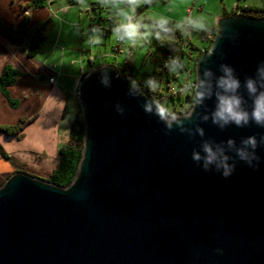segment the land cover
<instances>
[{
  "label": "water",
  "instance_id": "1",
  "mask_svg": "<svg viewBox=\"0 0 264 264\" xmlns=\"http://www.w3.org/2000/svg\"><path fill=\"white\" fill-rule=\"evenodd\" d=\"M213 31L192 106L175 120L111 63L82 75L76 177L64 188L16 172L0 185V264H264V126L251 118L264 92V16L228 13ZM225 67L234 92L218 85ZM218 93L240 99L246 124L213 122ZM205 143L217 152L207 167Z\"/></svg>",
  "mask_w": 264,
  "mask_h": 264
},
{
  "label": "crops",
  "instance_id": "2",
  "mask_svg": "<svg viewBox=\"0 0 264 264\" xmlns=\"http://www.w3.org/2000/svg\"><path fill=\"white\" fill-rule=\"evenodd\" d=\"M30 1L0 0V71L6 64L20 70L15 83L6 86L8 96L0 89V184L16 172L36 177L46 172L50 174L56 168L59 162L58 148L70 143L68 132L71 120L68 122V126L67 124L63 125L66 119L67 103L70 99L77 98L75 91L78 88V78L87 72L72 71L73 68H69L76 60L70 56L66 57L68 49L66 43L69 42L72 26L78 25L76 36L78 35L79 40L87 37L91 33L90 31L95 29L90 26L91 22L94 25L99 22L102 27H108L97 20L98 16H93L92 20L90 12L87 11L90 33L84 34L79 17L76 21V18L74 21L70 20L75 15L72 9L73 4H69L67 0H51L52 10L47 3L48 0L44 1L43 6L35 8L28 5ZM89 1L102 2V0ZM239 2L236 1L232 7L237 12L244 6L261 7L260 4H248V2L241 4ZM123 4L125 5V3ZM116 11L114 9V12ZM226 13L233 12H228L226 8H223L216 18H220ZM22 14L29 18V26L23 35L13 39L10 37V33L15 32L14 29L18 26ZM65 16L70 19H66ZM114 17L115 15H112L108 20H105L110 23L112 28L114 24H119ZM40 26H43L41 35L44 37L41 46L44 44L43 48L47 53L40 55V48L37 51L39 53L29 55L27 43L30 42L36 29ZM213 27L212 25L206 32ZM181 28L184 30L183 25ZM111 30L100 35L105 36ZM55 32L56 35H53ZM90 43L92 45L94 41L91 40ZM60 48L63 50L62 53ZM57 50L60 55H57L53 63L49 62L55 57ZM89 52L87 61L90 64L97 55L93 54L91 49ZM101 55H106V53ZM50 76L55 78L54 83L49 81ZM9 99L14 100L15 104H10ZM76 111L77 108L75 113ZM22 119H25L26 122L18 131L7 133L2 128L16 125Z\"/></svg>",
  "mask_w": 264,
  "mask_h": 264
},
{
  "label": "trees",
  "instance_id": "3",
  "mask_svg": "<svg viewBox=\"0 0 264 264\" xmlns=\"http://www.w3.org/2000/svg\"><path fill=\"white\" fill-rule=\"evenodd\" d=\"M45 0H31L30 4H28L31 8L35 7H41L44 5ZM84 0H67L69 4H80ZM89 1V0H87ZM157 0H142L138 5L135 6V11L137 14L143 13L147 7L154 3ZM90 4L92 9H94V12L96 10L100 11V2L98 1H89L87 2V5ZM91 9V10H92ZM241 12H245L246 14L252 15V16H264V7H241ZM87 11H89L87 9ZM107 12V10H104ZM236 9H233V13H236ZM103 11L98 14L97 19L100 20H108L102 17ZM228 14V13H226ZM155 20V19H154ZM154 20H146V19H140L139 24L141 25L140 29L144 31L143 23L145 21H149L150 28L152 29V35L153 40L152 41H144V44L147 45V53L146 57L151 58L153 62L156 64L157 67H159V71L162 74V81L166 83V88L169 89V92L166 93L162 90L155 91L154 88L151 87L150 82L152 78H154L152 75H149L146 71H141L139 67L136 66L135 62L131 61L129 59L130 57L126 54L124 60L121 64H119V72L126 77V79L134 86L138 87L140 89V92L143 93L147 98L154 101L156 104L160 103L163 100H166L170 98L171 100L179 99L180 92L182 91V87H185V89H190L192 92L189 94L187 93L186 96L190 98L191 102H193V91L194 87L189 85L188 87L185 85V82H181L180 80H177L180 76L179 71L185 70L187 75L185 76V79H189L192 76V70L191 68H188L187 62L189 61L191 54L193 53V50H196V56L194 58V64L197 61L198 57L204 52L205 50L210 47V44L212 42V38H204L205 41L209 42L205 46H197L196 44H193L192 41L189 39V37L186 35V32L183 31L181 27H177L172 21H169L165 27L170 28L171 31L165 32L162 28L155 26ZM29 26V18L22 14L20 17V21L18 23V26L14 29L15 32L10 33V37L13 39L18 38L20 35H23L26 32V29ZM90 26L95 27V31H98V33L101 34L104 26L102 27L101 24L98 22L95 23V25L91 22ZM111 25L108 26L110 28ZM41 28L43 26H40L36 29V33L31 38L30 42L27 43L28 50L27 53L29 55H34L37 51L41 48V43L44 40V37L41 35ZM12 29V28H11ZM111 30V29H110ZM205 32H202L201 34H204ZM203 38V36H202ZM120 39V37H119ZM120 42H122V39H120ZM91 61V59H89ZM94 63L91 62L90 66H93ZM156 69V68H155ZM20 70H18L16 67H13L11 65H4L2 68V71H0V89L4 91V93L8 96V92L6 89V86H11L15 83L17 76L19 75ZM134 74L133 78H130V75ZM165 79H164V77ZM196 76V74H195ZM195 76L193 78L194 84H195ZM170 77L174 78L176 80V89L173 87V85L170 83ZM187 92V91H186ZM10 100V99H9ZM10 104L14 105L15 101L10 100ZM192 106V103H191ZM190 106V108H191ZM190 109H179L176 111L175 116L179 115H186L189 112ZM174 116V117H175ZM84 116L81 113V110L78 106L76 114L74 118L71 119L70 125H69V132H68V138L70 143L64 144L61 147L58 148V157L59 162L54 168L49 176L46 178H39L41 180L47 181L50 184H54L56 186L67 188L73 181L74 177H76L77 169H78V163L82 159V144L84 140L83 134L85 133V121ZM26 120L22 119L20 122H18L16 125L10 126V127H2L6 130V132H15L20 129H22L23 125L25 124ZM38 178V177H37ZM1 185V184H0Z\"/></svg>",
  "mask_w": 264,
  "mask_h": 264
},
{
  "label": "rangeland",
  "instance_id": "4",
  "mask_svg": "<svg viewBox=\"0 0 264 264\" xmlns=\"http://www.w3.org/2000/svg\"><path fill=\"white\" fill-rule=\"evenodd\" d=\"M86 1L87 0H84L80 4L72 5L73 13L75 15L72 19L65 16L66 19L68 18L73 21H74V18H76L75 19L76 21L77 18L79 17L81 26L83 27V33L85 34V33L91 32L87 37H83L82 40H79L78 35L76 36V32L79 29V27L78 25L72 26L73 29H71L70 38L68 39L69 42L66 43L67 48H68L66 51V57L68 58L70 56L76 60L74 63H72V67L70 65L69 68H73L72 71H80V70L88 71L91 67H93L94 65L90 66V64L87 61L88 55H90V52H89L90 49L92 50L93 54L97 56L100 55V57L96 56V58H94L93 63L95 65L106 64V63H111L112 65L115 63L121 64L127 54L130 57L129 59L135 62L136 66L139 67L141 71H146L149 75H152L154 77L151 79V81H149L151 87L154 88L155 91L162 90L165 93L167 91L169 92V89L166 88V83L161 80L162 74L159 71V67L156 66V64L153 62L151 58L146 57L147 45L144 44L143 38H145V40L147 41L153 40L152 29L149 26L150 20L159 19L160 17H166L169 21H172L176 26L178 23H180L181 26L182 25L184 26L186 35L189 37L192 43L196 44L197 46L203 47L209 42L205 41L202 38L201 33L206 32L209 28L212 27V25L214 27L216 26V21L218 19L216 17L218 14L221 13L223 8H226L228 12H233L232 7H233V4L236 3V1H240L239 3L241 4L245 2L246 3L248 2V4L249 3L250 4H260L261 8L264 6V0H157L154 3L150 4L143 13L138 14V17L136 20H133V23H139V20L141 18L142 19L146 18V20H149L143 23V28L145 30L142 31L140 28L138 29V35L134 43L128 41L126 38L123 39L122 43H120L119 46L122 50L124 49V51L120 52L115 57V56H112V52H113L112 49H113V46L118 44V34L114 30H111L109 34L104 36V35H100L98 31L89 30L90 27H89V22L87 20L88 12H87ZM108 3H110V1ZM115 7H116L115 10L117 11L115 12L114 19L118 23H120L124 19L122 16L119 15V12L121 9L128 12V14L131 15V11L129 10L128 6H125L123 3L115 2ZM108 14L109 13H107L106 11L102 13L103 16H107ZM62 19L65 20V18H62ZM189 19L193 21L202 22L204 24V27L199 28V27L194 26L193 24H191V27H189L190 25V23H188ZM100 22H102L103 24L107 26L110 25L108 21L100 20ZM63 25H65V23H63ZM74 29H75V32H74ZM53 35H56V32ZM91 40L94 41V44L92 45H90ZM46 41H48V38H46ZM43 46L44 44L41 46L40 53L37 52L40 55H45L47 53L44 51ZM62 48H60L61 53L63 52ZM129 50H130V53H128ZM207 50H205L204 52H206ZM195 51L196 50L192 51L193 53L191 54V57L189 61L187 62L188 68H191L192 70L191 78L185 79V76L187 75V73L185 72V70H183V71H179L180 76L177 79V80H180L181 82H185V85L187 87L189 85L193 87L195 86L194 80H193L196 74L195 64H194V58L196 56ZM60 52L59 50H57L55 57L49 62L53 63V61H55V59L57 58V55H60ZM104 53H106V55H101ZM170 83L173 85L175 89H176V85L178 86V84H176V80L172 77H170ZM190 92H192V90L185 89V87H182V91L180 92L181 98L175 99L174 101L168 98L158 103L159 105H162L167 109V112H168L167 119L171 120L172 117L176 115V111L179 109H182V108L187 109V110L190 109L191 103L193 102H191L190 98L186 96V94L187 93L189 94ZM76 99L72 98L70 99L69 103H67L66 117H65L66 119L63 122V125L67 124L68 126V122L72 118H74L76 114L75 110L76 108H78V103H79L78 98ZM82 146L84 145L82 144ZM47 176H49L48 172L44 173L43 175H38L36 177L46 178Z\"/></svg>",
  "mask_w": 264,
  "mask_h": 264
},
{
  "label": "clouds",
  "instance_id": "5",
  "mask_svg": "<svg viewBox=\"0 0 264 264\" xmlns=\"http://www.w3.org/2000/svg\"><path fill=\"white\" fill-rule=\"evenodd\" d=\"M108 0H105V3H107ZM114 2L118 3H128L130 5H133L131 11L134 14L135 13V6L138 5L141 0H114ZM150 2V0H148ZM119 15L122 16L124 19L121 21L116 29L114 30L120 37V39H127L130 42H135V39L138 35V29L141 27L139 23H133L132 22V16L128 14V12L124 10H120ZM169 23V20L166 17H160L159 19L154 20L155 26H158L162 28L165 32L171 31L170 28L165 27ZM188 23L193 24L196 27L203 28L204 24L202 22L193 21L191 19L188 20ZM177 27H181V24L178 23ZM100 65V64H99ZM225 75L222 76L219 81L218 85L221 89H223L224 93L234 92L239 87V82L232 77L231 69L224 68ZM248 90L251 93L256 92V88L253 85V82L249 80L247 82ZM217 109L214 113V123L223 122L221 124V127H223L224 124H228L229 122L235 123L237 126H242V124H246L249 120V116L245 111L239 110L240 109V99L236 96L226 95V94H217ZM254 109L251 114V118L257 123L262 126H264V92L260 93L255 101H254ZM147 111H151V108L148 107L146 109ZM157 114L162 120L167 121L168 112L167 109L162 105H157ZM173 120H175V117H172ZM167 126L170 128L171 124H167ZM201 134L202 131H201ZM246 145H250L253 149L256 147V140L254 137H249L246 141H244ZM229 144H232V141H229ZM203 151L206 153L205 157V167H207L208 164L213 163L217 160V152L213 150L210 144L205 143L203 145ZM222 153V150H221ZM238 155L241 159H248V154L240 150L238 152ZM194 160H200L201 156L199 153L193 154ZM228 157L223 156V161H227ZM225 172L224 175L227 176L230 174L231 169L228 167L226 163H224Z\"/></svg>",
  "mask_w": 264,
  "mask_h": 264
},
{
  "label": "built area",
  "instance_id": "6",
  "mask_svg": "<svg viewBox=\"0 0 264 264\" xmlns=\"http://www.w3.org/2000/svg\"><path fill=\"white\" fill-rule=\"evenodd\" d=\"M110 1V3H108ZM92 2V1H91ZM108 2L107 3H105V0H102V2H100V7H101V10L100 11H98V10H96L95 12H94V9H92L93 7L90 5V4H88L87 5V9L89 10L88 12H90V16H91V19L93 20L94 19V17L93 16H97L98 14H100V12L101 11H103L104 12V10H107V13H109L107 16H103V15H101L102 17H104L105 19H108V18H110V17H112V15H115V12H114V9H115V2H113V0H108ZM47 3H48V5H49V7H50V9L52 10V6H51V0H48L47 1ZM106 5V6H105ZM125 6H128V8H129V10L131 11V9H132V7H133V5H130V4H128V3H125ZM92 7V8H91ZM92 9V10H91ZM113 9V10H112ZM238 12H241V10H239ZM131 15H132V22H133V20H136L137 19V16H138V14L136 13V11H135V13L133 14L132 13V11H131ZM118 25H116V24H114V27L113 28H115L116 29V27H117ZM113 28H112V26L110 27V28H108V27H105L104 28V30H102V32H101V34L102 33H106L107 32V30H110V29H112L113 30ZM213 29H211L210 31H208V32H205L204 34H202L201 36H203V39L204 38H211L212 37V34H213ZM143 38V37H142ZM144 40H145V38H143ZM146 41V40H145ZM120 43H122V42H120V39H119V35H118V44L117 45H115V46H113V52H112V56H117L120 52H122V49L120 48ZM116 68H117V70L119 71V64H117V63H115V64H113ZM120 73V72H119ZM134 74H131L130 75V78H133L134 76H133ZM82 78V74L79 76V78H78V82H77V86H78V84H79V81H80V79ZM49 81L50 82H52V83H54L55 82V78L54 77H52V76H50L49 77ZM75 93L77 94V91H75Z\"/></svg>",
  "mask_w": 264,
  "mask_h": 264
}]
</instances>
